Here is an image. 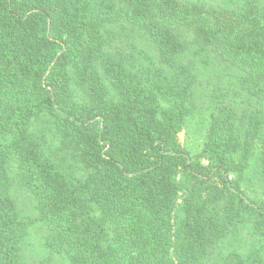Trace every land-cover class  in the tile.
I'll return each instance as SVG.
<instances>
[{
  "label": "trees",
  "instance_id": "obj_1",
  "mask_svg": "<svg viewBox=\"0 0 264 264\" xmlns=\"http://www.w3.org/2000/svg\"><path fill=\"white\" fill-rule=\"evenodd\" d=\"M136 40L170 68L195 46L247 94L241 111L219 105L198 156L177 140L194 101L189 82L160 88L157 69L118 79L123 47H105ZM102 69L118 80L101 85ZM38 117L51 120L83 176L64 175L31 139ZM262 117L264 0H0V264H26L23 243L37 221L50 254L70 264H211L245 221L264 232V201L251 202L239 184L255 146L264 177ZM11 156L36 202L31 221L6 190ZM222 264L247 262L230 254Z\"/></svg>",
  "mask_w": 264,
  "mask_h": 264
},
{
  "label": "rangeland",
  "instance_id": "obj_2",
  "mask_svg": "<svg viewBox=\"0 0 264 264\" xmlns=\"http://www.w3.org/2000/svg\"><path fill=\"white\" fill-rule=\"evenodd\" d=\"M190 1L212 5L220 2V0ZM35 26L40 35L49 36L47 24L38 22L35 23ZM57 44L62 51L66 50L65 43ZM109 44H111L110 48L105 47L108 53H115L114 46L123 47V55L118 56V59L114 58L119 63H123L122 72L119 75L121 77L118 79L133 77L146 69H157L155 80L160 88L167 87V83L176 77H180V80L185 83H190L194 101L182 129L177 135V140L192 157L198 156L201 152L206 130L210 125L213 113L220 107L219 105L229 106L233 101L237 111H241L245 107L247 94L245 91L238 90L236 76L229 69L218 65L209 53H199L195 46L194 49L190 46L179 54L175 59L174 67L170 68L162 66L159 61L155 60L151 44L145 43L143 40H136L134 43ZM150 61H154L151 66L148 63ZM118 79L116 73L102 69L99 83L108 87L110 83ZM71 88L74 92L82 93L80 87L75 86L74 83L71 84ZM229 94L231 96L227 97ZM225 98V103H221ZM250 112L247 110L246 115L250 116ZM260 121L263 124L264 117ZM240 124H247L246 119H241L238 125ZM28 132L31 139L38 143L43 152L54 159L64 175L83 176L86 173V169L79 161L59 146L53 136L51 120L45 117L34 119L28 127ZM256 147L239 183L246 198L254 203L264 201V177L259 172L261 167L258 161L260 149ZM7 177L6 190L15 204L19 216L29 221L38 217L34 198L21 186L17 178L16 162L13 156L7 161ZM47 234V226L44 223L37 221L29 225L23 243V256L26 264H42L50 256L51 260H46L45 263L70 264L65 257L50 254L45 244ZM230 254H238L246 260L247 264H264V232L259 230L254 222L245 221L218 243L211 264H222L224 257Z\"/></svg>",
  "mask_w": 264,
  "mask_h": 264
}]
</instances>
